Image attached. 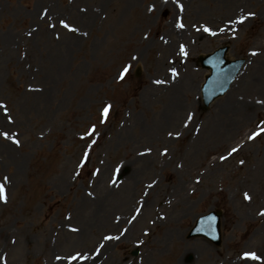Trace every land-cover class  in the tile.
Wrapping results in <instances>:
<instances>
[{
  "label": "rangeland",
  "instance_id": "obj_1",
  "mask_svg": "<svg viewBox=\"0 0 264 264\" xmlns=\"http://www.w3.org/2000/svg\"><path fill=\"white\" fill-rule=\"evenodd\" d=\"M0 105V264H264V0H0Z\"/></svg>",
  "mask_w": 264,
  "mask_h": 264
},
{
  "label": "water",
  "instance_id": "obj_2",
  "mask_svg": "<svg viewBox=\"0 0 264 264\" xmlns=\"http://www.w3.org/2000/svg\"><path fill=\"white\" fill-rule=\"evenodd\" d=\"M226 48L215 51L208 57L201 58V64L204 67H209L211 73L207 76L202 87V96L204 103H208L215 96L221 94L233 79L235 73L239 69L242 59L227 61L224 57ZM211 213L200 217L196 225L192 229V233H201L210 238H216V230L218 224L211 217Z\"/></svg>",
  "mask_w": 264,
  "mask_h": 264
},
{
  "label": "snow or ice",
  "instance_id": "obj_3",
  "mask_svg": "<svg viewBox=\"0 0 264 264\" xmlns=\"http://www.w3.org/2000/svg\"><path fill=\"white\" fill-rule=\"evenodd\" d=\"M148 11H152V8L150 7V8L148 9ZM249 15H253V14L249 13ZM243 19H244V18L242 17L241 20L238 21V22H243ZM60 24H61L64 28H66V29H68V30H70V31H73V32L77 31V29L70 27L69 24L66 23L64 20H61V21H60ZM50 26H54V25H50ZM178 26H179V27H183L182 24H180V25H178ZM204 31L208 32V31H210V30H209L208 28H205ZM181 52H183V47H181ZM252 55H256V53L253 52ZM127 71H128V68L126 67V68L123 70V72L120 74V75H121V78H123V76L127 73ZM173 74H175V73H173ZM157 83H161V81H157ZM260 102H261V101H258V103H260ZM4 107H5L4 105H0V108H4ZM109 107H110V106H105V107H104L103 112H102V115L106 116V115L108 114ZM93 131H94V130H93ZM170 135H171V134H170ZM256 135H258V133H254L253 136H251V137H249V138H250V139H253V138H255ZM0 136H3L5 139H9V138H10V137H9V133H7V132H0ZM12 142L15 143V144H17V145H19V140H18V139L13 138V139H12ZM232 151L235 152L236 149L233 148ZM85 156H87V153H85ZM241 163H243V162H241ZM4 179H5V182H7V177H5ZM89 195H91V193H89ZM244 199H245V200H250L251 197H250L247 193H245V194H244ZM0 201H5V202H6L5 186H4V184H0ZM260 214H261V215H264V212H261ZM72 230H73V231H76L77 229H72ZM104 239H105V240H110V239H115V238H114V237L105 236ZM80 258L83 259L84 257H80ZM243 258H245V259H253V260L258 259V257L256 256L255 253H248V252L244 253V257H243ZM72 259L75 260V259H77V257H76V256H73Z\"/></svg>",
  "mask_w": 264,
  "mask_h": 264
},
{
  "label": "bare ground",
  "instance_id": "obj_4",
  "mask_svg": "<svg viewBox=\"0 0 264 264\" xmlns=\"http://www.w3.org/2000/svg\"><path fill=\"white\" fill-rule=\"evenodd\" d=\"M174 109L176 108V106L173 107Z\"/></svg>",
  "mask_w": 264,
  "mask_h": 264
}]
</instances>
